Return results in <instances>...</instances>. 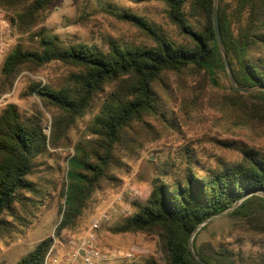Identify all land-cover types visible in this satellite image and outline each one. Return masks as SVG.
Segmentation results:
<instances>
[{"label":"trees","instance_id":"obj_1","mask_svg":"<svg viewBox=\"0 0 264 264\" xmlns=\"http://www.w3.org/2000/svg\"><path fill=\"white\" fill-rule=\"evenodd\" d=\"M157 1L174 37L144 15L122 9L114 16L144 33L147 42L112 38L100 47L67 42L37 27L53 0H0V9L11 13L10 23L28 39L27 45L19 40L1 61L0 99L23 71L36 72L53 62L70 67L59 82L37 81L28 87L51 114L49 133L39 108L24 114L15 103H0V226L18 208L38 206L49 192L38 181H53L45 173L53 167L47 158L58 147H71L59 190L61 218L54 233L79 230L95 194L117 188L125 160L155 138L152 120L165 116L167 121L170 110L163 87H168L171 74L180 78L185 72L197 73L218 85L217 74L227 75L225 57L237 87L253 89L242 93L229 85L230 98H252L257 103L254 120H264V0ZM214 10L221 46L215 36ZM240 153L238 160L219 163L204 173L191 165V157L184 172L171 171L162 163L149 182L147 199L133 202L132 214L110 230L157 235L168 264H235L228 249L196 246L195 240L206 221L223 212L264 224L260 194L264 151L244 147ZM196 228L191 250L189 238ZM51 240L43 238L13 264H43ZM120 264L160 263L149 257Z\"/></svg>","mask_w":264,"mask_h":264},{"label":"rangeland","instance_id":"obj_2","mask_svg":"<svg viewBox=\"0 0 264 264\" xmlns=\"http://www.w3.org/2000/svg\"><path fill=\"white\" fill-rule=\"evenodd\" d=\"M122 9L144 15L174 37L172 26L167 23L163 13V5L157 0H53L45 20L37 27L42 26L67 42H86L106 47L109 39L116 38L130 44H145L147 39L144 33L114 16ZM0 16L10 21L11 13L0 9ZM10 26L11 33L6 40L7 53L21 39H24L25 45L28 44L27 34L20 33L11 23ZM69 70V66L53 62L36 72L23 71L13 82L10 91L2 96L3 102L15 103L24 114L35 113L39 108L44 114V129L49 133L51 114L42 108L34 94H29L28 87L37 81L59 82ZM226 71L228 77L223 72L217 74L218 85L192 72H185L180 78L173 74L169 76L168 87H163L170 110L169 115L166 114L167 121L165 116L152 120L157 131L155 138L145 143L132 158L125 160L126 167L120 172L121 184L117 188L97 192L95 201L80 219L79 230L87 227L90 219L107 209L109 204L117 203V213L99 230L101 247L112 253V258L104 264L143 261L149 257L155 258L160 264H168L157 235L114 233L110 230L132 214L133 202L147 199L149 182L157 174L159 165L166 163L171 171L184 172L191 157V165L204 173L219 163L238 160L244 147L264 151V120H254L253 104L257 103L252 98H230L229 85L233 88L236 84L231 82ZM245 89V92H239L253 90ZM248 115L253 117V121L247 120ZM88 117L79 122L78 132L84 128ZM52 151L55 153L47 158V164L53 167L45 173L53 181L48 184L38 181L43 188L49 189L45 198L41 199L38 206L18 208L16 215L5 217L7 224L0 226V264H13L40 240L51 236L60 222L59 207L63 198L59 190L66 157L73 149L58 147ZM133 187L138 188L141 195L132 197L130 190ZM122 209H125L124 213H121ZM226 214L224 212L207 221L196 237L195 245L204 243L215 249L226 248L235 264H264L262 221L248 223ZM63 233L68 234L70 231L64 230ZM128 251L133 253V257L124 258L123 255Z\"/></svg>","mask_w":264,"mask_h":264},{"label":"built area","instance_id":"obj_3","mask_svg":"<svg viewBox=\"0 0 264 264\" xmlns=\"http://www.w3.org/2000/svg\"><path fill=\"white\" fill-rule=\"evenodd\" d=\"M11 33L10 21L0 16V64L7 53L8 44L6 42ZM3 102V97L0 103ZM132 197L141 195V191L133 187L130 190ZM119 199V198H117ZM117 203L112 202L107 209L94 215L87 227L72 233L51 234V243L44 254L43 264H104L112 258L110 251L104 250L99 242V230L107 224L111 216L117 213ZM125 209L121 210L124 213ZM124 258L133 257V253L128 251Z\"/></svg>","mask_w":264,"mask_h":264},{"label":"water","instance_id":"obj_4","mask_svg":"<svg viewBox=\"0 0 264 264\" xmlns=\"http://www.w3.org/2000/svg\"><path fill=\"white\" fill-rule=\"evenodd\" d=\"M215 1H216V0H215ZM213 20H214L215 36H216V39H217L219 45L221 46V38H220L219 25H218V18H217V11H216V10H214V13H213ZM224 61H225L226 69H227L228 72H229V78H230L231 82H234V79H233V77H232V75H231V73H230V71H229V65H228L227 60H226L225 57H224ZM233 88L236 89V90H238V91H242V92H245V91H246L245 88H240V87H237L236 85H234ZM252 193H256V192L254 191V192H252ZM252 193H250V194H252ZM260 194H261L262 196H264V192H260ZM238 202H239V201H238ZM223 213H224V212H223ZM223 213H220L219 215H221V214H223ZM216 216H217V215H216ZM212 218H213V217H212ZM212 218H210V219H212ZM208 221H209V220H208ZM206 222H207V221H206ZM198 228H199V227H198ZM198 228H196V229L194 230L192 236L189 238V244H191L192 239H193V236H194L195 232L198 230Z\"/></svg>","mask_w":264,"mask_h":264}]
</instances>
